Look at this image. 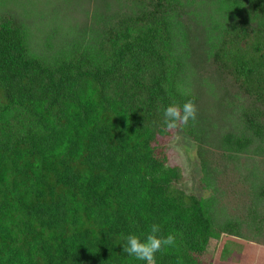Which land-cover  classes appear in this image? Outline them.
<instances>
[{
    "label": "trees",
    "instance_id": "16d2710c",
    "mask_svg": "<svg viewBox=\"0 0 264 264\" xmlns=\"http://www.w3.org/2000/svg\"><path fill=\"white\" fill-rule=\"evenodd\" d=\"M174 132L203 196L174 185ZM153 223L156 264L264 246V0H0V264H144L124 238Z\"/></svg>",
    "mask_w": 264,
    "mask_h": 264
},
{
    "label": "clouds",
    "instance_id": "9594fccd",
    "mask_svg": "<svg viewBox=\"0 0 264 264\" xmlns=\"http://www.w3.org/2000/svg\"><path fill=\"white\" fill-rule=\"evenodd\" d=\"M162 111V122L165 129L172 130L187 127L190 121L194 123L198 110L193 100H187L183 105L169 104ZM160 233V226L153 223L143 239L136 234H128L124 238L123 252L138 261H143L144 264H156V254L164 253L176 243L173 234L162 235Z\"/></svg>",
    "mask_w": 264,
    "mask_h": 264
},
{
    "label": "rangeland",
    "instance_id": "374dc122",
    "mask_svg": "<svg viewBox=\"0 0 264 264\" xmlns=\"http://www.w3.org/2000/svg\"><path fill=\"white\" fill-rule=\"evenodd\" d=\"M167 141V140H165ZM163 140V142H165ZM168 142V161L170 165L177 166V168L180 171V179L175 182V186L179 189H182L183 191L187 193H193L196 196H203V189L199 185V178H200V167L198 164V159L196 157V147L194 142L187 137L185 134L182 132H174L171 139ZM166 142V143H167ZM215 245V241H211L207 253L203 257L205 262L211 263V254L213 251ZM246 254L244 256V259L249 261L251 263V259L253 261H259V264H262L261 260L259 259V255L251 254L252 252L257 251L256 244L250 243V245H247ZM263 248V246H261ZM260 248H258L259 250ZM264 249H260V251L263 252ZM217 260V259H216ZM226 261L224 264H230L236 263V264H243L240 263L239 259L237 258H232L230 261L229 260H224ZM212 264H214L212 262Z\"/></svg>",
    "mask_w": 264,
    "mask_h": 264
},
{
    "label": "crops",
    "instance_id": "0c3cea01",
    "mask_svg": "<svg viewBox=\"0 0 264 264\" xmlns=\"http://www.w3.org/2000/svg\"><path fill=\"white\" fill-rule=\"evenodd\" d=\"M250 245V243H241V244H239L240 246H239V249L242 251V253H240V255H232V256H227L226 258H224V257H218V259L217 260H215L213 263L214 264H224L226 261H224V260H231L232 258H237V259H239V261H240V263H243V264H259V261H253L252 259H255V258H252L250 261H251V263L249 262V261H247V260H245L244 259V256H245V254H246V249H247V245ZM252 244H254V243H252ZM257 246V245H256ZM258 248H260V249H264V246H263V248H261V246L260 245H258L257 246ZM258 248H256L257 249V251H255V252H252L251 254H255V255H259V259L262 261L261 263L262 264H264V250H263V252L262 251H260V249L258 250ZM230 264H236V263H232V262H230Z\"/></svg>",
    "mask_w": 264,
    "mask_h": 264
}]
</instances>
